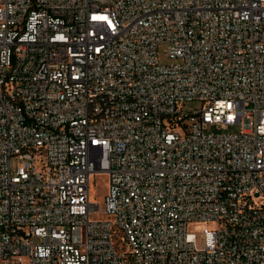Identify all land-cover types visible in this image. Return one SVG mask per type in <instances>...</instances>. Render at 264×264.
Instances as JSON below:
<instances>
[{"label": "built area", "instance_id": "2783aa9c", "mask_svg": "<svg viewBox=\"0 0 264 264\" xmlns=\"http://www.w3.org/2000/svg\"><path fill=\"white\" fill-rule=\"evenodd\" d=\"M0 264H264V0H0Z\"/></svg>", "mask_w": 264, "mask_h": 264}, {"label": "rangeland", "instance_id": "374dc122", "mask_svg": "<svg viewBox=\"0 0 264 264\" xmlns=\"http://www.w3.org/2000/svg\"><path fill=\"white\" fill-rule=\"evenodd\" d=\"M159 59L162 64H173L177 63L178 60L170 59L167 52V46L162 45L159 49ZM201 106V102L199 101H192L184 104L183 109L184 112L192 111L195 108H199ZM241 131V126L239 124L230 126L227 130H223L221 128H217L215 126H208L205 130L206 133H239ZM18 167L17 160L13 161V169L16 170ZM108 189V180L107 177L103 174H95L91 177V188H90V195L91 201L93 203H99L101 210L103 211L104 203H105V196ZM105 214L100 212V214H93L92 218L99 220L105 219ZM214 224L212 223H199V224H191L189 226V238L193 242H195L197 249H202L203 247V230L205 228H212Z\"/></svg>", "mask_w": 264, "mask_h": 264}, {"label": "bare ground", "instance_id": "6f19581e", "mask_svg": "<svg viewBox=\"0 0 264 264\" xmlns=\"http://www.w3.org/2000/svg\"><path fill=\"white\" fill-rule=\"evenodd\" d=\"M91 196V195H90Z\"/></svg>", "mask_w": 264, "mask_h": 264}]
</instances>
